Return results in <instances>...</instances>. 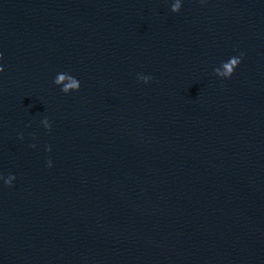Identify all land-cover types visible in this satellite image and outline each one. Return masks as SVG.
I'll list each match as a JSON object with an SVG mask.
<instances>
[{"label":"water","instance_id":"obj_1","mask_svg":"<svg viewBox=\"0 0 264 264\" xmlns=\"http://www.w3.org/2000/svg\"><path fill=\"white\" fill-rule=\"evenodd\" d=\"M0 264H264V0H0Z\"/></svg>","mask_w":264,"mask_h":264}]
</instances>
